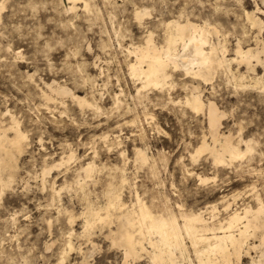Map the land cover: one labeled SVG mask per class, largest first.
Instances as JSON below:
<instances>
[{
    "label": "rangeland",
    "instance_id": "rangeland-1",
    "mask_svg": "<svg viewBox=\"0 0 264 264\" xmlns=\"http://www.w3.org/2000/svg\"><path fill=\"white\" fill-rule=\"evenodd\" d=\"M0 1V126L13 136V115L26 135L18 169L3 171L13 181L0 183V264H58L63 255L65 264H124L123 247L108 236L116 221L84 234L87 202L106 205L110 190L122 192L128 204L138 192L155 210L216 206V222L247 204L256 208L257 194L264 199V66L254 72L232 61L237 78L221 71L209 83L174 70V82L165 90L139 93L142 84L131 73L135 58L129 52L144 44L150 31L163 44L165 23L187 16L221 27L232 59L239 38H245L246 47L256 45L257 30L245 10L256 9V2L264 10V0H78L74 9L69 0ZM144 9L150 13L140 20L137 12ZM241 74L248 75L244 86L236 85ZM252 77H262V83L256 86ZM52 83L86 96L100 109L53 93L47 85ZM193 84L225 113L222 133L234 143L249 139L252 152L223 165L215 164L209 150L193 157L204 136L213 146L205 114L185 104ZM139 149L150 157L147 163L136 161ZM63 157L66 164L54 168L44 183L43 169ZM90 161L97 175L80 182L81 168ZM123 174L130 183L126 187ZM66 207L75 215L72 222ZM251 240L259 243V237ZM185 241L187 263L190 257L198 264L190 239ZM259 255L244 253L239 264H254ZM129 262L154 264L146 252Z\"/></svg>",
    "mask_w": 264,
    "mask_h": 264
},
{
    "label": "bare ground",
    "instance_id": "bare-ground-1",
    "mask_svg": "<svg viewBox=\"0 0 264 264\" xmlns=\"http://www.w3.org/2000/svg\"><path fill=\"white\" fill-rule=\"evenodd\" d=\"M69 1L74 3L69 9H74L78 0ZM256 3V9L245 10L250 27L257 30L256 45L246 47L244 45L245 38L237 39L238 42L235 48L237 56H233L232 59L228 58L231 49L228 47L227 37L224 36L221 39L222 29L216 23H211L213 21L197 22L187 16L184 20H181V18L171 19L165 23L163 44H160L154 33L150 31L146 35L144 44L132 46V50L129 51L135 58L132 63L130 62L131 73L142 84L138 92L141 93L143 89L165 90L174 82L172 80L174 70L181 69L186 76L192 77L195 81L209 83L221 71L233 74L232 61L244 64L248 71L252 70L254 72L257 71V66H264V18L260 15L264 13V10L258 2ZM85 7H89V3L86 1ZM233 7L235 8V6ZM3 8V3H0V16ZM225 12L227 13V11ZM148 13L150 12L146 9L138 11L137 17L141 20ZM233 76L234 78L238 77L235 74ZM247 76L241 74V82L236 85H246L245 79ZM252 79L256 80V86L262 83V77H252ZM47 85L53 93L61 96L71 95L74 100L83 106L95 110L100 109L95 101L89 100L86 96H80L65 86L55 85L54 83ZM47 96L48 100L52 99L50 95ZM185 104L192 112L205 114L213 143L211 147L207 141L208 137L204 136L202 144L193 153L194 158L198 157L201 152L209 150L215 164L223 165L228 162L233 163L235 160L243 158L247 153L252 152L254 147L250 144L251 141H248L249 139L245 140L240 137L238 142L234 143L231 135L222 133L220 128L225 113L220 110L215 101H206L202 97L199 85H192L191 94L186 97ZM9 126L14 132L13 136L7 133V129H2V126H0V183L3 186L10 185L13 181V175L5 177L3 171L7 167L13 171L18 169L17 156L24 149L26 137L19 126L17 118L13 115ZM241 144H245L246 148L242 149ZM218 146L220 147L218 148ZM73 157L74 155L71 154L68 160ZM149 160L150 157L145 150H137L136 161L147 163ZM64 164H66V161L63 157L51 166L46 165L43 169L44 183H46L47 175H50L54 168H59ZM81 169L80 178L82 179H80V182L85 178L94 177L98 167L95 161H90L83 165ZM200 179L201 182L206 181L202 176ZM121 181H123L124 187L130 185L124 174ZM61 190L62 188L59 190L57 188L55 193L61 195ZM110 191L109 196L107 195L109 200L107 199L106 205L96 206L97 204L93 205L90 201L87 202L88 207H85L86 210L82 212V215H85L84 234L89 236L98 225L108 226L116 221L117 229H110L108 236L114 244L123 247L126 258L124 264H131L130 259H139L143 252L148 254L154 264H194L189 256L188 260L190 262L187 263L186 261L189 252L186 238L190 239L192 243L198 264H239L244 253L250 254L251 250L260 253L258 262H255L252 257L253 263L264 264V199L259 194L256 195V208L247 204L242 209L237 208L227 217L218 219L216 222V206H213L211 210L206 208L196 212H187L184 210L183 204H177L179 208V213H177L178 211L176 212L165 204L166 207L155 210L154 206L141 198L138 192H136L135 201L128 204L124 201L122 192L120 193L119 190ZM97 197L99 198L98 195ZM231 205V203H228L225 208L229 209ZM65 211L70 221H74L75 215L67 207ZM207 213L210 214L208 218L206 217ZM256 237H259V243H252V240L250 242L251 238ZM68 242L70 249H72L71 239ZM65 258L66 256L63 255L58 264H65Z\"/></svg>",
    "mask_w": 264,
    "mask_h": 264
}]
</instances>
